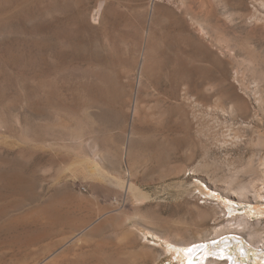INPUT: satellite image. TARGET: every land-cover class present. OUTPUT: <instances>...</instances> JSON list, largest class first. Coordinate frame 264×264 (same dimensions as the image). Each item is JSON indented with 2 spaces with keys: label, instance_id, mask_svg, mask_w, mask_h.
<instances>
[{
  "label": "rangeland",
  "instance_id": "374dc122",
  "mask_svg": "<svg viewBox=\"0 0 264 264\" xmlns=\"http://www.w3.org/2000/svg\"><path fill=\"white\" fill-rule=\"evenodd\" d=\"M183 1L0 0V264H188L185 247L181 259L148 245L155 236L121 240L136 215L142 232L204 240L196 260L225 253L241 264L247 248V264L262 263L260 239L231 220L234 208L264 236V204L254 203L264 168L253 156L264 142L256 147L251 123L264 117L252 86L264 70L244 64L249 46L264 61V6ZM195 76L200 105L188 104L186 122L173 87ZM121 180L149 198L126 201ZM200 189L226 204L216 225L194 197L218 200ZM53 209L63 214L55 225ZM99 243L116 258L96 259Z\"/></svg>",
  "mask_w": 264,
  "mask_h": 264
},
{
  "label": "bare ground",
  "instance_id": "6f19581e",
  "mask_svg": "<svg viewBox=\"0 0 264 264\" xmlns=\"http://www.w3.org/2000/svg\"><path fill=\"white\" fill-rule=\"evenodd\" d=\"M181 2H182V4L184 3V1L183 0H181ZM186 2H187V0H186ZM259 3L261 4V5H263L264 6V0H259ZM181 4V5H182ZM155 5V4H154ZM100 6H102V5H100ZM154 7H156V6H154ZM182 7H186V4L184 3V6H182ZM186 10V9H185ZM100 11H97L96 13L98 14ZM101 13V12H100ZM96 15V14H95ZM235 17V16H234ZM198 18V17H197ZM257 18V17H256ZM250 20V19H249ZM257 20V19H256ZM96 21H97V19H96ZM259 23H260V21H259ZM262 24V23H261ZM200 26H201V29L203 30V31H205L206 29H205V27H204V25H203V23H200ZM225 36V35H224ZM227 38V37H226ZM218 41H219V43L220 42H222V41H224V37L222 36H220V37H218V39H217ZM228 40V39H227ZM203 43V42H202ZM217 43V42H216ZM226 43V42H225ZM227 44V43H226ZM229 45V44H228ZM248 45V44H247ZM224 46V45H223ZM230 49V47H228V50ZM247 49V53H248V58L246 59V60H244V59H242V61L244 60V64H245V62H247L248 63V66L249 67H253V68H258V67H261L263 70H264V61L263 60H261L260 58H259V55H258V53H257V50H256V48L255 47H247L246 48ZM184 63V62H183ZM198 67V66H197ZM179 69V68H178ZM242 69V68H241ZM180 73V72H179ZM194 73V72H193ZM192 73V74H193ZM242 73H243V71H242ZM199 74V73H198ZM180 75H181V73H180ZM246 76V75H245ZM242 77H243V75H242ZM183 78H184V76H183ZM193 80L190 82V83H188V84H183V82H182V79H178L177 81H176V83L174 84V87H173V92H174V96H175V99H176V101H178L176 104H175V106H176V110H177V114L176 115H178L177 116V118L178 117H181V118H183V120L184 121H186V122H188L189 121V119H190V112H189V108H188V104L189 103H192V102H195L198 106L200 105V102L198 101V100H200L199 99V97H200V95L199 94H194V92L195 91H198L199 90V88H201L202 87V85H203V78L202 77H196L195 76V78H192ZM236 79H237V77H236ZM244 83H245V81H244ZM243 85V84H242ZM252 86H253V88H254V95H255V97H256V102H257V104H259L258 106V108H260V104H261V102L263 101L264 102V71H262V73H261V75H259V77H257L256 76V78H254V80H253V82H252ZM241 87V86H240ZM248 88V87H247ZM244 89V88H243ZM253 90V89H252ZM201 91V90H200ZM250 91V90H249ZM202 92V91H201ZM200 92V93H201ZM197 93V92H196ZM173 99V98H172ZM206 104V103H205ZM174 107V106H173ZM201 107H202V104H201ZM195 108H196V106H195ZM255 108V107H254ZM197 109V108H196ZM136 110V109H135ZM218 110V109H217ZM221 110V109H220ZM259 110V109H258ZM257 110V111H258ZM191 111V110H190ZM263 111V110H262ZM194 112H196V110L194 111ZM221 112V111H220ZM223 112V111H222ZM231 112V111H230ZM259 113L261 112V110L260 111H258ZM262 114H261V116L263 115V112H261ZM200 114V113H199ZM210 114V113H209ZM254 114V113H253ZM194 114H192V117H194L193 116ZM203 115V114H202ZM196 116V115H195ZM200 116V115H199ZM173 117V116H172ZM191 117V118H192ZM253 122H252V120H251V123H254V125L252 126L254 129H255V131H256V133H257V135H258V142H257V144H256V147H258V148H260L261 147V145H262V143L264 142V117H262V118H260L259 117V114H254L253 116ZM173 119V118H172ZM178 120V119H177ZM182 120V119H181ZM242 125V124H241ZM179 126H180V124H179ZM243 126V125H242ZM252 131V130H251ZM255 137V136H254ZM253 140V139H252ZM130 142H131V139H130ZM262 147H264V146H262ZM261 147V148H262ZM264 149V148H263ZM256 150H258L257 148H256ZM127 151V150H126ZM263 151V150H262ZM96 156V155H95ZM253 156H255L256 157V159H257V161H258V166H261V167H263L264 168V153H260L259 152V150H258V152H256ZM94 157V156H93ZM255 157H253V160L252 161H254V158ZM251 158V157H250ZM249 158V159H250ZM95 159H96V157H95ZM255 159V160H256ZM99 161V160H98ZM129 161V160H128ZM98 163V162H97ZM249 163H250V160H249ZM252 163V162H251ZM102 167V166H101ZM99 167H98V165H96L95 166V170H97ZM94 170V169H93ZM100 170V169H99ZM247 171V170H246ZM92 173H93V171H92ZM80 176V175H79ZM119 178V177H118ZM128 178H130V177H128ZM252 179V178H251ZM227 181V180H226ZM252 182V181H251ZM248 184V183H247ZM243 185L242 186V190H241V192L240 193H243V192H246L247 191V188L249 187V185ZM256 184V183H255ZM254 184V185H255ZM118 185H119V187H123L124 189H125V200L126 201H129L130 200V196L131 197H133L137 202H140V201H143V200H146V199H148L149 198V196H148V194L147 193H145V192H142L141 190H139V189H137L136 188V186L134 185V183H132L131 181H119L118 182ZM227 187V186H226ZM227 188H229V187H227ZM225 191V190H224ZM223 191V192H224ZM200 194H202V195H210L211 197H213V198H215L216 200H218V201H216L215 203L214 202H209V201H204V202H199V201H201L200 199L198 200L196 197H194V199H195V202H197V206H198V208H202V207H204L206 210H205V218H207V217H209V216H211V212H212V214H213V217H214V219H215V225L217 224V222H221V220H223L224 219V217L225 216H227V214H226V212H225V210H223V211H221L222 209H224V208H221V206H223V204L224 205H226L225 203H224V201H221L216 195H214V194H209V193H205V191L203 190V189H200ZM225 194V193H224ZM233 195V194H232ZM225 196V195H224ZM252 196V195H251ZM254 196L256 197V200H254L255 202L254 203H257V204H264V191H263V188H261V189H258L256 186H255V193H254ZM193 197V196H192ZM226 197H228V198H231V194H227L226 195ZM237 198V197H236ZM249 198V197H248ZM241 201H242V198L240 197L239 198ZM250 199V198H249ZM59 202V201H58ZM55 203V202H54ZM57 204V203H56ZM55 204V205H56ZM50 205H51V203H50ZM212 205V206H211ZM58 206V205H57ZM231 207V206H230ZM59 208V207H58ZM221 208V210H219V211H221V213H219V211H218V209H220ZM209 209H211V211H209ZM236 209H232V222L233 221H237V223H235L236 225H238V227L236 228V233H238V234H242V231L243 232H248V230L249 231H251V235H250V243L252 244L253 243V240H255L256 238H259L260 240V242L262 243V246H260V247H258L259 249H261L262 251H264V236L260 233V231H259V229L257 230L256 229V224H253V223H251L250 221H249V217L246 215V214H243V215H241V216H237L236 214ZM223 213V214H222ZM49 216H51V218L52 219H54V223H52V224H54L55 225V222H56V220L59 218V217H62L63 216V214H62V212L60 211V210H58V209H53V210H50L49 211ZM199 215H201V214H199ZM64 216H65V214H64ZM66 216H67V214H66ZM143 217V216H142ZM201 218L200 219H202V216H200ZM66 218V217H65ZM210 218V217H209ZM50 219H48V221H49ZM139 220V219H138ZM203 220V219H202ZM134 221H136L137 222V220H134ZM140 221V220H139ZM204 221V220H203ZM205 221H208L207 219H205ZM211 221V220H210ZM228 221V220H227ZM132 222V221H131ZM134 223V222H133ZM224 223V222H223ZM231 223V222H230ZM260 223V222H259ZM262 223V222H261ZM54 225L53 226H51V227H54ZM234 225V224H233ZM257 225H258V223H257ZM258 226H260V224L258 225ZM212 227V226H211ZM227 227V226H226ZM222 228L223 227H218V226H216L214 229H213V234H216V237H214L213 238V240L214 239H216V240H219L220 238H221V236H218V234L220 233V231L222 232ZM138 230V229H137ZM130 231V230H129ZM207 231V230H206ZM87 232H88V230H87ZM139 232V231H138ZM264 232V231H263ZM262 232V233H263ZM47 233V232H46ZM130 233V232H129ZM129 233H127V234H129ZM137 233V232H136ZM151 232H147V233H144V234H140V239L142 240V241H145V243H149V242H151V240L149 239V234H150ZM232 233V232H231ZM50 234V233H49ZM131 234V233H130ZM203 234V233H202ZM42 235V234H41ZM38 236V235H37ZM127 235H123V237L125 238ZM162 236V235H161ZM160 235H158V234H156V237L158 238V239H160V242H156V241H154L153 242V244L152 245H155V246H157V247H159L160 245L161 246H163L162 245V242L163 243H165L166 244V247H164V253L165 254H171L172 255V250H175L176 252H177V254H179L180 255V257H181V259H182V257L184 258V256L183 255H181V251H180V249H181V247H185V249H184V254L186 255V256H188V264H235V260L233 261L232 260V255L231 254H229L230 256H231V258H227V255H225V253H219V257L220 258H217V257H209L208 255H206V256H204V257H202L200 260H196V255H197V247H199V245L200 246H202V244L201 243H203V241L202 240H196L195 238H194V236H193V238H191V240H189V241H182V242H176V243H172V238H171V240H169L168 238H162ZM198 236V235H197ZM233 236V235H232ZM114 237V236H113ZM121 238V239H124V238ZM128 237H130V235H128ZM127 237V238H128ZM182 236H180L179 238H181ZM115 238H117V237H115ZM249 239V238H248ZM118 240V239H117ZM174 241V240H173ZM215 242V241H214ZM150 244V243H149ZM197 244V245H196ZM199 244V245H198ZM196 245V246H195ZM254 245V244H253ZM190 246H193V247H191L190 248V251H188L187 249L190 247ZM203 246H204V244H203ZM144 247H145V244H144ZM96 250H95V254H94V256L96 257V259H98V260H100V261H102V260H106V259H110V257L109 256H106L104 253H103V251H102V247H101V245H100V243H99V246L97 247V248H95ZM223 249H224V247H223ZM183 250V249H182ZM221 252V251H220ZM243 254H244V258H245V260H243L242 261V263L241 264H247V257L249 256V254H250V251H249V249H247V248H245L244 250H243ZM60 258V257H59ZM111 259H113L112 257H111ZM119 261V260H118ZM263 262H264V255H263V257H262V263L261 264H263Z\"/></svg>",
  "mask_w": 264,
  "mask_h": 264
},
{
  "label": "crops",
  "instance_id": "0c3cea01",
  "mask_svg": "<svg viewBox=\"0 0 264 264\" xmlns=\"http://www.w3.org/2000/svg\"><path fill=\"white\" fill-rule=\"evenodd\" d=\"M130 201V200H129ZM140 221H139V220ZM134 220H137V222L136 221H134ZM132 221V222H131ZM134 222V223H133ZM144 222V217H142V215H136V216H134V217H129V218H127L126 220H125V223H124V225H125V227H127V229H128V231H127V233H129V234H125V235H127L125 238H127L128 237V235H130V236H132L135 232H137L136 234H137V236H138V238L140 239V234L142 235V234H144V233H147V232H150V231H147V232H142V231H140L139 230V228H137V225H136V223H143ZM138 229V230H137ZM130 230V231H129ZM139 231V232H138ZM124 235V236H125ZM149 235H151V236H155L156 237V233H150ZM148 235V236H149ZM124 238V237H123ZM124 238V239H125ZM124 239H121V240H124ZM80 240V239H79ZM140 241L142 242V243H145V241H142L141 239H140ZM144 245V244H143ZM148 245H152V244H148ZM153 246H155V245H153ZM120 247H121V244L120 243H116V248L114 249V252H118V251H120L121 249H120ZM149 247V246H148ZM117 256V255H116ZM111 257L112 256H110V260H114L116 257L115 256H113L112 258L113 259H111Z\"/></svg>",
  "mask_w": 264,
  "mask_h": 264
},
{
  "label": "snow or ice",
  "instance_id": "6c2138e0",
  "mask_svg": "<svg viewBox=\"0 0 264 264\" xmlns=\"http://www.w3.org/2000/svg\"><path fill=\"white\" fill-rule=\"evenodd\" d=\"M217 258H220V257H217Z\"/></svg>",
  "mask_w": 264,
  "mask_h": 264
}]
</instances>
